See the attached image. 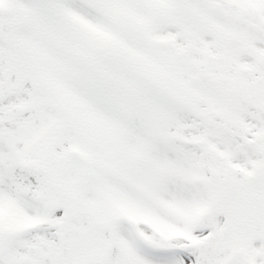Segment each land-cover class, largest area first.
Instances as JSON below:
<instances>
[{"label": "snow or ice", "instance_id": "1", "mask_svg": "<svg viewBox=\"0 0 264 264\" xmlns=\"http://www.w3.org/2000/svg\"><path fill=\"white\" fill-rule=\"evenodd\" d=\"M0 264H264V0H0Z\"/></svg>", "mask_w": 264, "mask_h": 264}]
</instances>
